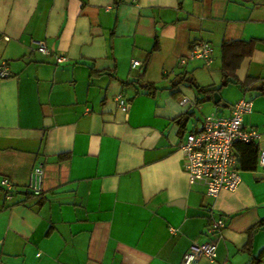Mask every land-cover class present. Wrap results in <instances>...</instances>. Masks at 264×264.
Segmentation results:
<instances>
[{
    "label": "crops",
    "instance_id": "obj_1",
    "mask_svg": "<svg viewBox=\"0 0 264 264\" xmlns=\"http://www.w3.org/2000/svg\"><path fill=\"white\" fill-rule=\"evenodd\" d=\"M199 41L211 64L181 62ZM249 41L245 87L225 83L222 44ZM1 62L0 182L15 188L0 183V264H181L205 241L216 256L196 264H264V228L250 229L264 219V0H0ZM241 98L260 137L235 143L240 182L212 198L178 146ZM39 165L42 191L26 194Z\"/></svg>",
    "mask_w": 264,
    "mask_h": 264
},
{
    "label": "built area",
    "instance_id": "obj_2",
    "mask_svg": "<svg viewBox=\"0 0 264 264\" xmlns=\"http://www.w3.org/2000/svg\"><path fill=\"white\" fill-rule=\"evenodd\" d=\"M36 49L43 54H49V49L44 39H33ZM189 59H200L206 66L213 60V46L207 41L195 43L187 56L181 59L186 62ZM65 58L56 56L57 62ZM141 62L138 59L131 61V67L137 68ZM11 73L5 62L0 63V77H8ZM118 106L126 110L127 104L122 94L116 96ZM252 102L241 98L231 106L229 116L210 113L203 119L200 129L189 132L179 144L182 154L183 170L190 184H200L205 188L206 194L216 198L221 190L234 191L240 182L239 169L234 150L236 142H253L260 137V133L243 124V115L251 112ZM259 165H264V150L260 151ZM43 168L35 166L29 176L27 188L34 194L42 191ZM1 185L12 189L7 178L1 180ZM9 197V196H7ZM223 221L212 219L208 231L213 232L223 227ZM216 256V243L213 241L192 242L184 253L181 264H196L205 257L213 260Z\"/></svg>",
    "mask_w": 264,
    "mask_h": 264
},
{
    "label": "trees",
    "instance_id": "obj_3",
    "mask_svg": "<svg viewBox=\"0 0 264 264\" xmlns=\"http://www.w3.org/2000/svg\"><path fill=\"white\" fill-rule=\"evenodd\" d=\"M252 47H253L252 41H249V42H232V43L224 42L222 44V70H223V76L225 79V83L226 82H234L241 87H245L246 82L241 83L240 81L234 79V72L238 68L242 59L245 56L250 55V53L252 51ZM147 58H148V56H147ZM198 89L202 90L204 93H209V95H212L216 91V89L203 88V87H199ZM242 143L246 144V145L252 144V142H248V143L242 142ZM11 186H12V189H10V190L5 189L3 186L1 187L4 189L6 196H8V195L11 196V193L13 192L15 185L11 183ZM26 194L39 195V194H34L32 191H30L27 188V185H26ZM259 228H264V219H261L256 225H254L250 229L255 230V229H259Z\"/></svg>",
    "mask_w": 264,
    "mask_h": 264
},
{
    "label": "water",
    "instance_id": "obj_4",
    "mask_svg": "<svg viewBox=\"0 0 264 264\" xmlns=\"http://www.w3.org/2000/svg\"><path fill=\"white\" fill-rule=\"evenodd\" d=\"M143 69H144V67L141 68V70H140V74H142ZM211 97H212V99H213V101H214L215 103H219V102H220V95H219L218 92H214L212 95H207L205 100H208V99H210ZM221 105H223V104L221 103ZM224 105H225V104H224Z\"/></svg>",
    "mask_w": 264,
    "mask_h": 264
}]
</instances>
